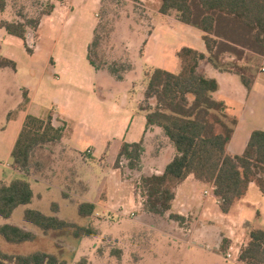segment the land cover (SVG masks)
Listing matches in <instances>:
<instances>
[{
  "label": "crops",
  "instance_id": "obj_1",
  "mask_svg": "<svg viewBox=\"0 0 264 264\" xmlns=\"http://www.w3.org/2000/svg\"><path fill=\"white\" fill-rule=\"evenodd\" d=\"M38 1L50 2L54 7L51 13L41 15L37 29L28 33L26 40L0 30V56L16 63L15 69L0 67V71L10 68L15 79L22 72L26 73L17 51V47H22L28 59L29 76L34 78L32 84L16 82L19 96L12 102L6 98L1 117L6 123H0V186L24 178L32 191L29 203L16 207L7 218L0 216V226L10 224L34 237L11 243L0 234V251L8 255L53 254L66 264H77L81 259L87 264H104L102 260L107 251L102 249L99 253L98 247L103 237L112 233L110 237L117 240L118 245L123 244L118 248L120 256L115 260L118 264L130 253L136 262L149 257L150 264H243L239 255L236 260H227L225 253L232 247L240 254L249 241V231L264 229V192L255 182H251L245 195L224 213L211 182L199 181L190 174L175 187L171 210L159 216L140 211L136 187L128 185L120 176V166L114 165L123 142H143L145 156L142 155L141 161L144 164L146 157L149 165H140V177L162 173L175 154L160 128H146V111L139 105L141 91L134 93L133 89L136 82L145 77L143 67L179 73L181 62L177 52L184 47L207 56L202 32L175 17L167 20L169 15L158 12L154 27L142 44L140 61L135 58V50L130 49L132 67L118 80L104 69L96 70L87 58L99 0L94 4L90 3L92 0ZM29 8L26 14L28 11L31 16L38 14ZM90 12H94L93 18ZM1 18L14 19L10 4L0 11ZM166 55L170 56V61L160 62L158 57L164 59ZM37 62L42 65L40 73L34 68ZM263 67L264 56L260 58L249 91L238 75L221 71L207 60L197 67L200 74L216 80L218 89L212 93V98L224 104L223 113L229 119L236 120L226 145V152L232 155L243 153L254 130L264 131ZM145 87L146 84L142 90L145 91ZM24 91L28 101L20 107ZM50 113L52 125L63 127L61 139L42 147V151H39L41 147L36 148L42 152L41 158L34 154L28 171L13 168L12 162L9 163L11 151L26 116L46 120ZM7 116H10L8 120ZM44 150L54 160H45ZM66 155L68 158L63 159ZM81 204H93L94 210L89 215H81ZM26 210L67 224L77 223L94 233L76 237L68 233L70 228L67 227L44 230L25 218ZM110 212L115 220L106 226L110 221L102 218ZM170 213L183 216L184 224L170 219ZM129 214L132 219L125 216ZM125 238L128 245L124 246ZM167 240L173 244L172 248L164 247ZM225 242L228 247L223 250ZM15 244H19L18 251L13 247ZM175 247L183 250L181 255ZM194 256L200 258L194 260Z\"/></svg>",
  "mask_w": 264,
  "mask_h": 264
},
{
  "label": "trees",
  "instance_id": "obj_2",
  "mask_svg": "<svg viewBox=\"0 0 264 264\" xmlns=\"http://www.w3.org/2000/svg\"><path fill=\"white\" fill-rule=\"evenodd\" d=\"M26 5L19 4L16 9L11 6L14 19L1 18L0 30L26 40L27 34L37 29L41 15L51 13L54 7L48 2L46 10L31 16L28 12L26 14ZM6 6L7 0H0V11H4ZM159 13L173 14L180 22L199 29L208 55L184 47L177 52L181 62L179 73L155 68L144 74L147 81L144 96L146 99L155 98L153 106L141 107L146 111V128H160L175 149L162 173L141 175L144 211L163 216L171 210L175 187L193 174L199 181L214 183V194L220 200V209L227 213L233 203L245 195L251 182L264 192V131L254 130L251 133L241 155L227 153L226 145L236 120L229 119L223 113L224 104L212 98V93L218 89L216 80L200 74L197 67L201 61L207 60L221 71L238 75L249 91L260 58L264 56V0H161ZM99 26L97 24L94 28L87 53L88 61L96 70L103 69L93 59V56H98L95 48L100 42ZM25 46L31 53V49ZM228 56L232 57L229 61ZM0 67L15 69L16 63L0 56ZM131 67L129 61V64H120L119 69H110L109 72L121 80ZM23 95L20 107L28 101L25 91ZM62 135L63 127L52 125L51 113L46 120L27 115L11 151L13 168L28 171L34 150L59 141ZM143 153L142 141L123 142L114 165L119 167L123 158L128 162L129 169H137ZM31 197L32 191L24 178L1 185L0 216L9 217L16 207L29 203ZM93 210V204H81L79 207L81 215H89ZM25 218L44 230L72 226L32 210L25 211ZM169 218L180 225L185 222V218L178 214L170 213ZM78 229L73 232L76 237L94 233L90 228ZM0 234L15 243L34 237L32 233L10 224L0 226ZM248 235L249 241L241 249L239 260L244 264H264V229L252 228ZM227 247L225 242L223 250ZM112 253L120 256V251ZM0 264L66 262L47 253L8 255L0 251ZM77 264H87V261L81 259Z\"/></svg>",
  "mask_w": 264,
  "mask_h": 264
},
{
  "label": "rangeland",
  "instance_id": "obj_3",
  "mask_svg": "<svg viewBox=\"0 0 264 264\" xmlns=\"http://www.w3.org/2000/svg\"><path fill=\"white\" fill-rule=\"evenodd\" d=\"M57 0H54V2ZM95 0L90 1V3L94 4ZM26 3V7H30L29 9L31 11L41 12L46 10L48 2H38L37 0H8L7 4H10V7L12 8L15 6V9L18 8L19 4ZM102 4V5H101ZM161 4V0H99L98 2V9L96 10V25L100 24L98 28L99 36H100V42L98 47L95 48V51L98 56L94 57L93 59L97 62V64H100L106 71H110V69H119L120 64L127 65L129 64V59L131 58L129 56L130 49H134L136 56L135 58L140 61V57L142 56L144 40L148 33H150L154 27L157 15L159 12V6ZM29 13V11H28ZM36 16V14H34ZM90 17H94V12H90ZM174 17L173 14H170L167 18V20L172 21V18ZM178 28V26H177ZM17 51L19 54H21V66L26 68V73L22 72L20 74V77L18 79L13 78L12 71L10 68H5V70L0 71V123L3 121L6 123L5 119H1L3 116V107L5 106V100L6 98H10L11 102L12 100H15L19 96V92L17 89L16 82H19L20 84L29 83L32 84L34 78L29 76V68H28V59L25 57V51L22 47H17ZM172 58V57H171ZM232 57L228 56V61L231 60ZM160 62H169L170 56L166 55V57L163 59V57H158ZM34 66V65H33ZM145 66V65H144ZM36 72L40 73L42 70V65L37 62L35 63ZM23 70V69H21ZM142 71L145 74L146 72H150L151 69L147 67H143ZM35 72V74H36ZM32 75V74H31ZM146 76H143V79H140L138 82H136L134 86V93L141 91V102L139 103L140 107H146L148 104L155 103V98H149L146 99L143 95V87L145 86V80ZM29 79V80H28ZM147 82V81H146ZM146 88V87H145ZM135 96V95H134ZM10 116H7L6 119L8 120ZM11 119V118H10ZM5 129V128H4ZM39 151H42L43 148H39ZM34 150V154L36 156H39L41 158L42 152ZM55 153V152H54ZM52 153V154H54ZM33 154V155H34ZM44 159L52 161L54 160L52 156L47 155V151L44 150L43 152ZM56 157L57 154L55 153ZM145 154H143V157ZM68 156L66 155L63 159H67ZM12 160L10 158L9 163L11 164ZM144 164L140 160L139 167L135 170H131L127 166V161L125 159H121L119 166L121 169L120 176L127 180V184H133L136 188V197L138 202L141 203L140 211L144 210L143 202L144 197L141 195V188H140V174H142V169H140V165L146 166L149 165L148 158H144L143 160ZM158 170V169H157ZM139 182V183H136ZM106 217H103L104 221L108 219L110 222L107 223L106 226H109L111 222L115 220V217L113 214L107 213L105 215ZM127 219H132L130 214L125 215ZM130 216V217H129ZM118 219L123 218L122 217H116ZM152 224L151 222H149ZM71 225V224H70ZM127 226V225H126ZM186 227V225H185ZM67 228H70V230L67 229L69 234H73L75 230H79L78 228H82L79 226V224H73L72 226H68ZM61 229H66L61 228ZM111 233V232H110ZM63 234V233H62ZM117 234V233H116ZM61 235V233H59ZM64 236H67L66 232L63 234ZM110 236H113L112 233L109 234ZM110 236H104L103 242L98 247V252L101 253L102 249L107 251V254L105 258H103L104 264H118L115 263V260L118 259L116 255H114L112 252L117 250L120 251L118 248L122 245H118L112 237ZM125 245H128L125 238ZM172 241V239H171ZM170 240L164 241L163 245L165 248H172L173 244ZM10 242V241H9ZM12 243V242H11ZM16 247L15 250L19 248V244H15ZM144 247V246H143ZM127 248V246H126ZM147 248V247H145ZM14 249V248H11ZM110 249V251H109ZM175 249L178 250V248L175 247ZM139 252L140 250L137 249ZM183 252L181 248L178 250V255ZM109 254V255H108ZM112 254V255H111ZM114 255V256H113ZM200 256V255H198ZM114 258V259H113ZM200 257L194 256V260H198ZM98 259V258H97ZM98 261V260H97ZM96 261V262H97ZM137 261V260H136ZM134 256L130 253L124 259V261L121 264H150L149 263V257H146L142 259L140 262H136ZM98 262H101L100 259ZM244 264V263H243Z\"/></svg>",
  "mask_w": 264,
  "mask_h": 264
},
{
  "label": "built area",
  "instance_id": "obj_4",
  "mask_svg": "<svg viewBox=\"0 0 264 264\" xmlns=\"http://www.w3.org/2000/svg\"><path fill=\"white\" fill-rule=\"evenodd\" d=\"M262 71H264V67L261 69ZM211 189L214 192L215 190V185L214 183L211 182ZM239 254V250H234L232 247H230L228 249V251L225 253V257L227 260H236V258L238 257Z\"/></svg>",
  "mask_w": 264,
  "mask_h": 264
}]
</instances>
